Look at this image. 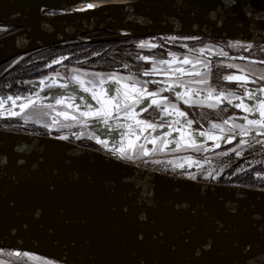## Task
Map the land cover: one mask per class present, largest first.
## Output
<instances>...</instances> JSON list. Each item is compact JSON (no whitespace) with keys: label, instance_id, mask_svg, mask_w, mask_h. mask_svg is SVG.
Here are the masks:
<instances>
[{"label":"water","instance_id":"95a60500","mask_svg":"<svg viewBox=\"0 0 264 264\" xmlns=\"http://www.w3.org/2000/svg\"><path fill=\"white\" fill-rule=\"evenodd\" d=\"M85 1L0 0V24L18 29L0 38V66L102 30L117 39L133 31L264 45V0H132L60 12ZM249 245L264 248V190L165 174L58 136L0 128V247L63 264H245Z\"/></svg>","mask_w":264,"mask_h":264},{"label":"rangeland","instance_id":"374dc122","mask_svg":"<svg viewBox=\"0 0 264 264\" xmlns=\"http://www.w3.org/2000/svg\"><path fill=\"white\" fill-rule=\"evenodd\" d=\"M16 29V30H13ZM17 28L0 24V35L10 34L12 32L17 31ZM99 31L92 32L93 37L101 38L104 36H116L118 32L108 31L107 33H98ZM122 38L117 40H106L104 42L98 41L93 42L91 39L81 38L80 40L70 41L67 44H60L56 45L55 50H52V47L43 48V52L40 54H34L31 56L20 57L13 61H26V60H33L34 58H38L40 56L48 57L50 61H52V66L55 64L61 65V63L68 60L67 64L74 63V60H69L71 53L75 52L76 50H89L90 48H95L96 51L102 50L104 53L111 55L112 59H114L115 68L112 70L121 71V69H129L127 63L135 64V61H138V57L141 56L140 52L142 50L136 49L137 46L140 45H186L190 44L191 49L194 51H200V48L196 49L195 47H204L207 50H221L224 48V52H228L232 55H235L233 59L230 60L228 57V53L218 54L216 59L221 61V67L219 69H215L212 78L216 81L219 80V90L217 89L216 85H211L206 90L200 91V85L195 84V80L193 81L194 84L187 85L191 89L193 94H199L202 91H205L206 95H209L211 92L214 106L218 105L216 103L217 100L228 103L227 97H231L233 99L232 107L236 109V105L241 103V100L244 102L248 99L247 104L250 107H256L257 102L260 100H264L261 97V93L264 96V92H260L261 89H264V45H259L255 43H248V42H241V41H233V40H225V39H213L208 37H201L193 36V35H170V36H163V35H151V36H142V37H131V36H124L121 35ZM175 36L176 39L172 40L171 38ZM101 42V43H100ZM92 43H100L101 45H93V46H86V44ZM106 43V44H105ZM110 44V45H107ZM115 44V45H113ZM112 45V46H111ZM125 47H129L126 51L129 55L126 59L127 63L118 62L121 61L119 59V53H117V57L113 54L115 49H126ZM140 48V47H139ZM174 48V47H173ZM221 48V49H219ZM71 49H74L72 51ZM145 49V48H144ZM176 49V48H175ZM71 50V51H69ZM80 51H76L80 52ZM237 51H239L237 53ZM94 52V53H95ZM156 54L158 52H155ZM34 56V57H33ZM53 57V59H52ZM164 59V58H163ZM191 59H193L191 57ZM67 62V61H66ZM10 62H7L0 66V74L2 69L5 68ZM19 63V62H18ZM17 63V64H18ZM82 63H86L85 61H81ZM205 63L208 62L205 60ZM16 64V65H17ZM83 65V64H82ZM223 65H226L223 67ZM243 68L240 69L239 66ZM22 66V65H20ZM19 65L16 66L20 67ZM211 67V66H210ZM117 68V69H116ZM212 68V67H211ZM225 68V71L222 69ZM120 69V70H119ZM11 72V71H9ZM3 76V78L7 77V74ZM111 71H105V73H100L96 80H87L85 81L88 86L93 88H98L103 90L104 92H111L112 87H108V76L106 74ZM190 71L186 70L184 73H189ZM196 72V70H193ZM137 73V72H134ZM170 77L168 79H173V82L168 83L166 82L165 85L169 87V85H173V88L179 81L183 78V74L179 71H169ZM139 74V73H137ZM125 76L124 73H122ZM238 75L247 76L251 81L248 83L237 82L235 77ZM78 77L76 74H69L66 76V80L68 81V87L64 88V84H60L58 81V77L46 78V84L40 90H27L25 94H7V96L0 97V101H2V107H0V128L8 129V130H15V131H23L29 133H36L41 135L47 136H64L67 137V140L77 143L79 145L87 146L89 148H101L108 153L115 152L112 147V141L118 138V145L125 148L124 154L121 155V159L131 161L135 165L150 168L159 172H163L166 174L176 175V176H185L196 179L198 181L203 182H212V183H220L223 180L230 182L228 179H221L224 175L228 176L229 178L232 176L230 171L232 168L236 169V174L246 173L250 170H254L255 172L254 177L258 180L257 187H264V138L257 142V144L248 146L246 149H241L237 147V145L231 144L237 140V136L240 132L239 128L233 127V124L239 125L244 124V117H249L253 115L255 119H261L259 112L257 111L255 114L248 113L243 109H240V112H234V110H230L229 117H236L234 123L231 125V119L228 120L227 123V131L223 134L224 139L219 141V147L216 146V142L209 140L207 136H200V132L208 131L214 135H221L217 134L211 126L204 127L199 125L193 126L189 128L188 121L189 116L186 114L184 117H180L179 121L180 124L183 125L179 131L173 127L172 123L168 126L170 127V131L166 132L165 123L167 122H154L149 121L141 118V121H147L148 124H153L157 126L155 133L152 129H149L146 132H140L137 130L136 135L140 136L139 140H136V135L128 137L123 135L122 133H126L125 128H121L115 126L113 122H109V126H105L101 120L93 122L91 125H94L96 131L94 129L87 127L79 126L78 122H74V120H66L63 115H57V113H67L74 114L80 117V113L87 111V104L89 101H85L84 99H80V93L78 92V88L80 86L76 85L71 81V78ZM189 76V75H188ZM193 78H196V75H190ZM216 78H215V77ZM255 76V77H254ZM132 79L131 82H135L140 85L142 88H147L145 85L140 84L142 79L138 77V75H127ZM179 77V79H177ZM211 75L209 76V78ZM232 77L233 80L229 79ZM2 78V79H3ZM1 79V80H2ZM105 81V83H101V81ZM64 81V79L60 80ZM59 84V87L56 90H69L70 93H66L64 96L65 103L64 104H57V100L60 98V94H51L50 92H54V90L49 91L48 85L53 83ZM176 83V84H174ZM217 84V82H216ZM154 87V86H153ZM159 87V86H158ZM155 88V87H154ZM151 88H147V93ZM116 93V89L114 90ZM221 93L225 98H221ZM117 94V93H116ZM8 97H12V100H9ZM75 97V100H73ZM215 97V98H214ZM239 97L240 99H236ZM114 98L118 101L123 103V93L121 92L120 97L114 96ZM114 104L117 101L113 99ZM15 101V104L13 103ZM34 101V102H33ZM131 101V99H130ZM27 103L28 107L24 108L23 105ZM71 103L72 107H67V105ZM142 104V105H141ZM51 105V107H49ZM77 105L79 107H77ZM93 108H99L95 104H91ZM141 110L144 113L148 110L146 102L140 103ZM146 106V107H145ZM111 112L117 110L116 107H110ZM205 110L201 113H204ZM234 114V115H233ZM142 115V116H143ZM227 117V118H229ZM61 118V119H60ZM17 120V121H16ZM19 121V122H18ZM130 121V120H129ZM222 122H216L213 124L223 125L225 120L220 119ZM18 122V124H17ZM10 123V124H9ZM130 123L134 124V121H130ZM116 125H124V124H117ZM10 127H8V126ZM174 128V129H173ZM182 129H187V134L191 136L197 143V145H203L202 148H194L183 146L177 143H169L167 148L163 147V144L159 141L156 144L145 143L146 138L150 139L152 137H159V136H166L169 141H179L180 138V131ZM238 129L236 132H234ZM183 130V131H184ZM199 132V133H197ZM171 133V135H168ZM259 133L264 134V131ZM229 137L231 138V143L228 142ZM132 139L135 140V145L132 148H129L127 145V140ZM99 141V142H97ZM187 139L185 144H187ZM241 142L238 144L239 146ZM111 145V146H110ZM143 145V149H146L148 155H144L143 149L141 148ZM229 146L230 148H226L225 150L221 149L223 146ZM208 146V148H207ZM113 155H115L113 153ZM255 183V182H254ZM242 186V185H241ZM246 187V186H245ZM253 189H260L264 190V188H255V187H248ZM0 264H63L61 262H57L46 258L42 255H39L33 251L29 250H21L18 248L13 247H0Z\"/></svg>","mask_w":264,"mask_h":264},{"label":"flooded vegetation","instance_id":"af4514ba","mask_svg":"<svg viewBox=\"0 0 264 264\" xmlns=\"http://www.w3.org/2000/svg\"><path fill=\"white\" fill-rule=\"evenodd\" d=\"M160 35L170 36V35H177V34H160ZM83 37H82V39H83ZM116 37H117V35L116 36H104V37H101V38H104V40H101V41L104 42L106 40H117ZM95 38L101 39V38H97V37H92L90 39H95ZM199 38H201V37L199 36ZM93 42H98V41H93ZM65 43H68V42H64V43H60V44H65ZM60 44H57V45H60ZM186 46L187 47H185V45H176V46L171 45V46H169V45H162V44L161 45H158V44L157 45H143V47H141V45L137 46L136 49H140V50L143 49L142 52H140L141 56H139L137 59L138 61H135V64H132V63L128 64L126 62V60L118 61L119 63L120 62L127 63L129 68L131 69V70L121 69V71L99 70L97 67H95L93 65L86 64V63H82L83 65L81 64V66H77L78 64L80 65V62L82 61L80 59H77V60L74 59V63H72V64H67V62H66L67 60H66L65 62L61 63L60 66L57 64L52 66L53 62L50 61V59L48 57H44V56H40L38 58L36 57L33 60L20 61L16 66H18V65L19 66L20 65L28 66L29 70H33V71L31 72V74H29V78L24 80L22 82V84L21 83L16 84L15 88L13 89L12 92L2 94V95H0V97L7 96V94H16V95L25 94L27 90L38 91L42 87L45 86L46 78H52L55 76H59V77L65 76L66 77L67 75L70 74L71 69L79 68V69H87V70L100 71V72H105V71L119 72L121 74L124 73L126 76L127 75H135V74L138 75V77L140 79H142L141 80L142 82L140 84L145 85L147 88H151L148 91V93L155 92V93H157L156 98L158 100H160V101L166 100L167 102L174 103L180 111L186 112V114L189 116V120L191 121V125L189 128H192L195 125H197L198 127H200L199 125H201V126H204L206 128L213 123L222 122V121H220V119L226 120V119L234 118V117H229V116H231V114H229V111L234 110V112H240L239 111L240 109L238 110V109L232 107L231 106L232 104L230 105L228 103L219 101L218 105L210 107L209 104L214 105V101H213V99H207V100H203V101H207V103H205V104L194 105V104H190V103H185L183 100L178 98L175 93H172L169 90H167V88L164 84H165V80L170 77V73H162L161 71H157L155 69V63L160 62V61H164L166 59L178 60V61H181L184 59L203 60V61L206 60L208 62L209 68H210L208 78L211 75V77L208 80V85H209V87L211 85H216L217 89L219 90V87H220V86H218L219 80L217 79V81H216L214 78H212L213 73L216 74V72H214V70L221 68V67L217 68V66H219V65L221 66V61L216 59V57L218 54H223V53H228V52H224V48L223 49L219 48L221 50H211V49L207 50L204 47H195L196 49L200 48V51L196 52L190 48L191 47L190 44H188ZM54 48H56V45H54V47H52V50H55ZM40 52L42 53L43 50L42 49L37 50V51L31 52L29 54L19 56L17 58L31 56L34 54L35 55L40 54ZM155 52H158V53L156 54ZM238 52L239 51H237V53ZM228 54H229L228 57L230 58L229 61H231V59H233V57L236 56V54L235 55H232L230 53H228ZM191 57L193 59H191ZM17 58H14L13 60H16ZM52 59H53V57H52ZM13 60H11L10 63L2 70V72L0 74V80L6 74L7 69L15 62ZM231 63H232V61H231ZM225 66L226 65H223V67H225ZM237 66H239V65H237ZM15 67L10 69L9 71H12L13 69H15ZM239 67H240V69L243 68L242 66H239ZM114 68H112V69H114ZM222 69L225 71V68H222ZM134 72H137L139 74L134 73ZM51 75H54V76H51ZM216 82H217V84H216ZM58 87H59V84H57L55 82L54 87H49V85H48V90L49 91H51V90L55 91L56 88H58ZM204 110H205V112L201 113ZM160 117H161V112L156 107L149 108L144 113V115L142 116L143 119L149 120V121H154V122H161ZM227 117H229V118H227ZM144 122H147V121H144ZM8 127H10V126H8ZM165 128H170V127L165 126ZM6 130H8V129H6ZM237 130L238 129H236L234 132H236ZM11 131H15V130H11ZM17 132H23V131H17ZM25 133H29V132H25ZM32 134H36V133H32ZM263 138H264V134L257 133L256 131H252L248 135H241V133L239 132V134L237 136V140L235 142H233L230 147H232L233 145L236 144L237 147H239L241 149H246V147H248L249 145L252 146V145L257 144V142H259L260 140H263ZM240 142H241V144H240L241 146L238 145ZM230 147L225 145L221 149L225 150L226 148H230ZM207 148H208V146H207ZM92 149H96V150H99L101 152L106 153V151L101 149V148L92 147ZM123 161L134 164L131 161H127V160H123ZM161 173H163V172H161ZM227 185H230V184H227ZM237 186H241V185H237ZM243 187H245V186H243Z\"/></svg>","mask_w":264,"mask_h":264},{"label":"snow or ice","instance_id":"6c2138e0","mask_svg":"<svg viewBox=\"0 0 264 264\" xmlns=\"http://www.w3.org/2000/svg\"><path fill=\"white\" fill-rule=\"evenodd\" d=\"M94 7H95V5L93 3H87V5H86L87 9H94ZM79 10H84V9L81 8ZM171 39L175 40L176 37L173 36ZM141 47H143V45H141ZM160 63L166 64V63H168V61H160ZM189 63H191V62L188 59L183 60L184 65H188ZM193 67H195V65H193ZM178 71L182 74H185V75H199L198 72L184 73L183 69H179ZM90 75L97 76L100 74L99 73H92ZM177 79H179V77H177ZM229 79H233V78L229 77ZM235 79H241V77H235ZM115 82L117 84L120 83V81L118 79ZM79 83L81 84L82 91L85 93L91 92L92 100H94L98 105H100L99 109H93L91 104H87L88 110L80 113V115L82 117H86V118H88V117H99L103 120V123L105 126H109V120L112 117V112L110 110V107H116L118 111L122 110L125 112V114H126L125 118L127 120L134 121V124L129 123L127 125H117L118 127L126 129V133H122L123 135L131 137L133 135H136L137 130L139 132H146L149 129L156 131V129H157L156 125L148 124L144 121L136 119L135 108L140 103H142L143 100H145L149 97H151V103L154 105H159L160 103H162V101L156 99L157 93H155V92L147 93L146 89H141V90L131 89V90H129L128 85H124L123 86L124 87L123 103H120L119 101H117L116 104H114L112 100H109L106 98L105 92L103 90H101V92L99 94H97L92 89H89L87 87H83V83H84L83 81H79ZM101 83L103 84V83H105V81L102 80ZM183 86H184V81H179V83H177L175 85V87H183ZM63 87L67 88L68 85L64 84ZM172 87H173V85H169L168 90H170ZM261 91H264V89H261ZM133 92L136 93V98L132 99L131 103H128V101L132 97ZM116 93H117V97H120L121 89L119 87L116 89ZM177 95H179V94H177ZM221 98L222 99L225 98L222 93H221ZM8 99L12 100V97H8ZM209 99H212L211 92H209ZM236 99H240V98L236 97ZM73 100H75V97H73ZM184 102L185 103L190 102V95L188 92H185ZM227 102H228V104L231 105V104H233V99L231 97H227ZM2 103L3 102L0 101V107H2ZM13 103L15 104V101H13ZM56 103L57 104H64L65 99L61 98V99L57 100ZM200 103H207V101H200ZM216 103L218 104L219 100H217ZM209 106L211 107L214 105L209 104ZM23 107L27 108L28 104L25 103L23 105ZM49 107H51V105H49ZM67 107H72V104L69 103L67 105ZM77 107H79V106L77 105ZM172 107L175 109V115L177 117V119L172 122V125H173V127L176 128L177 131H179L180 128L183 127V125L180 124L179 118L184 117L185 113L183 111H180L179 109H176L175 105H173ZM236 107L243 109L244 111L251 113V114H255L258 111L259 115L261 117V119H249L247 116H245L244 120H246V124H239V125L233 124V127L240 129L241 135H248L252 131H256L257 133L264 131V100L258 101L256 107H250L248 104H245L241 100V103L237 104ZM166 114L171 115L172 112L169 111ZM57 115H63L66 120H75L76 119L75 116H68L67 113H57ZM227 123H228V121L225 120L224 124H227ZM188 125L190 127L191 121H188ZM212 128L213 129H219L221 132V135H214L208 131L200 132L199 135L200 136H207V138L209 140L215 141L216 146L219 147L220 146L219 141L224 139V136H223L224 128L219 124H213ZM168 135H171V133H169ZM59 139L66 140L67 137L61 136V137H59ZM139 139H140V136L136 135V140H139ZM186 139L188 141L187 144H185ZM158 141L163 144L164 148H167L169 143H177V144H180L183 146L194 147V148H202L203 147V145H197L196 141L194 139H192L190 135L187 134V129H185L184 131H180L179 141H175V140L169 141L166 136H159V137H152L150 139L146 138L145 143L156 144ZM97 142H99V141H97ZM135 142H136L135 140L128 139L127 140L128 147L129 148L134 147ZM228 142L229 143L232 142L230 137L228 139ZM141 148L143 149V145H141ZM124 151H125V148L121 147L120 152L124 153ZM143 153H144V155H148V152L146 149H143ZM120 158H122V157H120ZM125 211H126V209H125ZM138 238L140 240H143V236H140ZM197 254L199 255V253H197ZM257 255H259L261 257V259H264V248H259V246H258V251H253L250 245L246 246L245 264H252V257L257 256Z\"/></svg>","mask_w":264,"mask_h":264},{"label":"crops","instance_id":"0c3cea01","mask_svg":"<svg viewBox=\"0 0 264 264\" xmlns=\"http://www.w3.org/2000/svg\"><path fill=\"white\" fill-rule=\"evenodd\" d=\"M164 61H168V63H166L160 69L156 68V64L159 63V62L155 63V69L157 71H161L162 73H169V71H172V70L178 71L179 69H183V71L188 70V71H190L189 73H192L193 70H196V72L199 73V75H196V78H193L190 75L188 76V75L183 74V78L181 80H183L184 84H187V85L188 84L189 85L194 84L193 81L195 80V84H199L200 85V91L201 90H206V89L209 88V85H208V80H209L208 74L210 72V68H209V65L205 63V61H203V60H189L191 63H189L188 65H184L183 62L178 61V60L166 59ZM193 65H195V67H193ZM92 73H99L100 74V73H105V72L73 68L70 71L71 76H72V74H76V75L79 76V78L77 76L74 77V78H71L70 82H73L76 85L81 87V84L79 83V81H83L84 82L83 83V87H87V88L93 90V88L91 86H88L87 83L85 82L87 80H96L98 78L99 75L92 76V75H90ZM51 76H54V75H51ZM106 76H108V83H107L108 87H112L111 92H105V95H106L107 99H113L115 101H118V100H116L114 98V96H117V94L114 92V90L119 87L121 89V92L123 93V91H124V87L123 86L124 85H128L129 90H131V89H137V90L145 89V88L140 87L139 84H137L135 82H131L132 81L131 78L126 77V75L123 76L119 72H108L106 74ZM57 77H58V81H59L60 84H68V81L66 80L65 76L64 77L63 76L62 77L57 76ZM237 77H241V79H236L237 82L248 83V82L251 81L247 76H244V75H238ZM62 79H64V81H60ZM117 79L120 81L119 84H117L115 82ZM231 80H233V79H231ZM166 82L171 83V82H173V79H166L165 83ZM54 84L55 83L49 84V87H54ZM174 84H176V83H174ZM166 88L168 90V86H166ZM169 91L172 92V93H175L176 96L178 98H180L181 100H183V101H184V98H185V92H188L189 95H190V102L189 103L190 104H194V105L205 104V103H200V101L209 99V95H206L205 91H202L199 94H193L191 92V89L189 87H187V86L177 87V88H173L172 87ZM70 92L71 91H69V90H60L59 92H50V93L53 94V95L60 94L61 96H60L59 99H61V98L65 97L64 95L66 93H70ZM95 92L97 94H99L101 92V90L98 89V88H95ZM260 92H261V90H260ZM177 94H179V95H177ZM135 98H136V93L133 92L131 100L135 99ZM212 99H213V97H212ZM247 101H248V99H246V101H244V103L247 104ZM119 102L122 103L121 101H119ZM144 102H146L148 109L156 107L158 110H160V112H161L160 121L162 123L164 121L167 122V123H165V126H168L170 123H172L173 121H175L177 119V117L175 115V109L172 107L173 105H175L174 103H170V102H167L166 100L165 101L162 100V103H160L159 105H154V104L151 103V97L145 99ZM128 103H131V101L129 100ZM141 105L139 104L135 108V116H136L137 120H140L142 118V115H143V111L141 110ZM175 108L178 109L176 107V105H175ZM93 109H96V108H93ZM169 111L172 112L171 115H167L166 114ZM125 115L126 114H125L124 111L116 110V111H114L112 113V117L109 120V122H113V124L115 126H117L115 123L127 125V124L130 123V121L125 118ZM68 116H75L76 119L74 120V122H78L79 121L78 122L79 126H82V127H87L88 126L89 128L94 129L95 131H96V129L98 127L95 128V126L91 125V124L93 122H95V121H98V120H101V124L103 122V120L101 118H99V117H88V118H86V117H82V116L78 117V116H76L74 114H69ZM248 118L249 119H255L253 117V115H250ZM235 119H236V117L231 118V122H230L231 125L234 123ZM244 124H246V121H244ZM212 125L213 124L210 125L211 128H212ZM221 126L224 128V132L227 131V124H223ZM183 130L184 129H182V131ZM214 130L216 131L217 134H221L219 129H214ZM164 131L169 132L170 129L169 128H165ZM154 132L157 133L158 131H154ZM223 136H225V135L223 134Z\"/></svg>","mask_w":264,"mask_h":264},{"label":"trees","instance_id":"16d2710c","mask_svg":"<svg viewBox=\"0 0 264 264\" xmlns=\"http://www.w3.org/2000/svg\"><path fill=\"white\" fill-rule=\"evenodd\" d=\"M13 30H16V29H13ZM107 32L108 31L102 30V31H99L98 33L100 34V33H107ZM5 35H7V34H5ZM5 35H2V36L0 35V37H3ZM93 35H96V33L95 34L89 33V34L85 35L83 38H85V39L89 38L90 39L93 37ZM100 43H92V44L87 43L86 46L87 45L88 46L101 45ZM65 44H67V43H65ZM107 45H110V44H107ZM113 45H115V44H113ZM259 45H262V44H259ZM125 48L126 49H123V48L122 49H115L114 53H113L116 57H117V53H119L118 56H119V59H121V61L126 60L129 56L127 54V51H128L127 49L129 47H125ZM71 50L74 51V49H71ZM71 50H69V51H71ZM76 51H80V50H76ZM95 51H96L95 48H90L89 50H83L82 49V51L77 52V53L73 52V53H71L73 55H70L71 57L69 60L80 59V60L85 61L86 64L93 65V66L97 67L99 70H112V68L115 67L116 63L114 62V59H112V57H110L111 55L104 53L102 50H99L97 52H95ZM67 63H68V60H67ZM32 71L33 70H29L28 66H21V67H17L15 69H13L11 72H9L7 74V77L0 80V95L12 92L13 89L15 88V85L20 84V83L22 84V82L24 80L29 78V74H31ZM18 122H17V124H18ZM236 169L237 168L231 169L230 173L232 176L230 178L226 175H224L223 178H221L222 180L228 179L230 182L223 180V181H221V184L242 185V186H246V187L264 188V187H257L258 186L257 185L258 180H260V179H257L254 177V174H255V172H253L254 170H250L246 173L236 174L235 173Z\"/></svg>","mask_w":264,"mask_h":264},{"label":"bare ground","instance_id":"6f19581e","mask_svg":"<svg viewBox=\"0 0 264 264\" xmlns=\"http://www.w3.org/2000/svg\"><path fill=\"white\" fill-rule=\"evenodd\" d=\"M130 1H132V0H90V1L79 2V3H75L73 5H69V6L65 7L64 9H62L60 12L61 13L87 12V11L89 12V11L95 10L97 8H100V7L113 5V4H117V3H126V2H130ZM87 3H93L95 5L94 9H87L86 8ZM81 8H83L84 10H79ZM121 34L124 35V36H133L135 38L139 36V34H137L136 32H133V31H123ZM181 62H183V60H181ZM164 65L165 64H161L159 62V63L156 64V68L160 69ZM112 142H113L112 143V147H113L115 152H111V154L114 153L115 156L121 157V155H123L124 153L120 152L121 146L118 145V138H116Z\"/></svg>","mask_w":264,"mask_h":264}]
</instances>
